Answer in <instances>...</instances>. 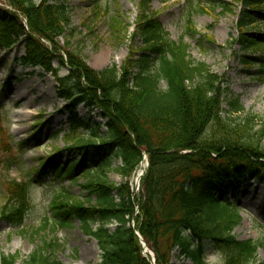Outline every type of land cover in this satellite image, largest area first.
Returning <instances> with one entry per match:
<instances>
[{
  "label": "trees",
  "instance_id": "1",
  "mask_svg": "<svg viewBox=\"0 0 264 264\" xmlns=\"http://www.w3.org/2000/svg\"><path fill=\"white\" fill-rule=\"evenodd\" d=\"M4 1L11 10L0 18V62L3 52L24 39L21 64L54 74L72 134L81 130L94 136L77 138L69 148L79 160L61 164L50 159L38 171L39 176L49 172L57 180L75 183L82 176L87 196L86 205L73 201L67 192L54 197L52 218L39 232L50 224L56 229L79 222L82 231L97 241L101 264H171L176 251L190 264H209L208 246L220 264H264L258 259L259 243L234 235L242 223L236 204L240 184L247 178L264 181V118L243 116L240 99H226L225 82L191 58L187 43L169 38L151 11V0H140L137 36L142 45L132 49L121 71L115 65L95 71L79 53L57 50L71 25L65 2ZM211 1L218 2L221 11L232 12L231 4ZM237 4L241 11L236 40L242 52L264 55V0ZM192 27L190 21V32L197 33ZM55 61L69 70L67 76L59 77ZM242 61L248 69L264 70L262 58ZM81 105L98 110L106 123L80 118ZM103 127L107 132L96 136ZM145 156L149 166L135 193L131 181ZM114 160L121 161L114 171L127 181L125 185L117 186L108 177ZM10 192L15 199L4 206L2 218L22 228L30 210L27 186L15 183ZM139 235L155 263L144 253ZM58 248L57 242H44L26 264H62L55 257ZM17 260L18 256L2 257L0 264Z\"/></svg>",
  "mask_w": 264,
  "mask_h": 264
},
{
  "label": "rangeland",
  "instance_id": "2",
  "mask_svg": "<svg viewBox=\"0 0 264 264\" xmlns=\"http://www.w3.org/2000/svg\"><path fill=\"white\" fill-rule=\"evenodd\" d=\"M51 1L65 2L70 9L71 25L59 39L57 50L79 53L95 71L113 65L121 71L132 49L142 45L137 36V23L142 12L140 0ZM223 1L231 4V13L221 11L220 4L214 5L211 0H151L150 7L169 38L187 43L191 58L205 63L220 81L225 82L226 99H240L245 110L243 116L253 113L264 118V70L260 72L258 66L248 69L242 61L244 58H262L264 63V55L242 52L241 43L236 40V24L241 11L237 3L240 0ZM8 9L11 10L7 3L0 0V18ZM190 21L197 33L190 32ZM25 55L26 42L21 39L11 50L2 53L0 62V259L18 256L17 264H26L44 242H57L59 248L55 249V257L62 264H101L97 241L82 231L79 222H74L70 228L56 229L50 224L39 232L46 219L52 218L50 204L54 197L67 192L73 201L86 205L87 196L82 188V176L75 183L57 180L49 172L39 176L38 171L50 159L61 164L79 160L76 152L69 148L77 138L87 140L94 136L92 132L81 130L72 134L66 103L59 98L54 74L25 67L20 62ZM53 67L58 70L59 77L69 74L58 61ZM162 88L165 89V83ZM224 110H229L227 104ZM78 115L95 124L106 123L98 110L91 112L84 105L78 108ZM106 132L103 127L96 136ZM119 166L121 161L114 160L108 177L117 186H122L127 181L114 171ZM137 178L133 177L132 181L137 183ZM15 183L27 186L30 201L29 214L22 228H14L2 218L4 206L15 199L10 192ZM239 187L236 204L242 223L234 235L239 240L259 243L258 259L264 261V181L247 178ZM231 199L235 201V197ZM109 228L114 230L116 226ZM206 248L207 263L220 264L212 247ZM174 255L177 259H172L171 264H190L179 256L178 251Z\"/></svg>",
  "mask_w": 264,
  "mask_h": 264
},
{
  "label": "water",
  "instance_id": "3",
  "mask_svg": "<svg viewBox=\"0 0 264 264\" xmlns=\"http://www.w3.org/2000/svg\"><path fill=\"white\" fill-rule=\"evenodd\" d=\"M142 243H143L144 247L147 248V245L143 240H142Z\"/></svg>",
  "mask_w": 264,
  "mask_h": 264
}]
</instances>
